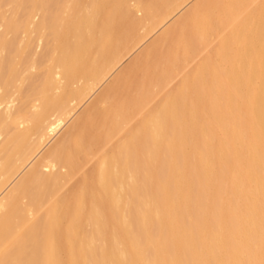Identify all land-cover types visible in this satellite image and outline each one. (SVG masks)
Wrapping results in <instances>:
<instances>
[{"label":"bare ground","instance_id":"obj_1","mask_svg":"<svg viewBox=\"0 0 264 264\" xmlns=\"http://www.w3.org/2000/svg\"><path fill=\"white\" fill-rule=\"evenodd\" d=\"M192 1L0 0V264H264V0Z\"/></svg>","mask_w":264,"mask_h":264},{"label":"rangeland","instance_id":"obj_2","mask_svg":"<svg viewBox=\"0 0 264 264\" xmlns=\"http://www.w3.org/2000/svg\"><path fill=\"white\" fill-rule=\"evenodd\" d=\"M196 0H194V1H192V3H194ZM191 3V4H192ZM190 4V5H191ZM189 5V6H190ZM188 6V7H189ZM8 7H10L9 5L7 6H5V7H3L2 9H3V11L4 12H6V15H8V13L11 11V9H9ZM188 7H186L183 11H181L178 15H176L171 21H169V23L167 24V25H165L160 31H158L157 33H154V34H152V35H150L148 38L149 39H147V40H149V41H146V43H143V46H140L139 48H138V50L136 49V51H134L135 53H132L133 55L130 57V56H128L125 60H124V62H123V64L122 65H120V67H118V69L98 88V90L95 92V94L94 95H92L91 96V98H89L88 100H86L84 103H82L81 104V106H77L78 108H76V111L74 112V114L72 115L73 116V118L71 117L69 120H70V122H68L67 121V123H66V125L60 130V132L57 134V136L56 137H54V139H52V141H50V143L45 147V149L44 150H42V152L40 153V155L50 146H52V144H54L55 143V141L54 140H58L61 136H62V134L65 132L64 130L65 129H67L68 127H69V125H72L74 122H75V120H77L81 115H82V113L87 109V107L91 104V102L94 100V98L96 97V95H98L101 91H103L104 89H105V87L112 81V79L115 77V75L119 72V71H121L125 66H127V65H129V63L135 58V56L136 55H138V54H140V52H141V50H143V48H145V46H147L149 43H151V41H153L159 34H160V32L162 31V30H164L171 22H173L175 19H177ZM11 8V7H10ZM140 14V13H139ZM139 14H135V15H137V16H140ZM11 15H12V13H11ZM9 17H10V14L8 15ZM8 39H9V37H8ZM215 61L216 62H218V59H215ZM254 89L255 90H258V86H255L254 87ZM81 107V108H80ZM76 118V119H75ZM72 121H74V122H72ZM72 123V124H71ZM17 132V131H16ZM15 132V135L14 136H16L17 137V135L16 134H18V133H16ZM63 132V133H62ZM2 133V131L0 130V139H2V137H1V134ZM7 140V139H6ZM25 140V139H24ZM3 141H5V140H3ZM3 141L2 140H0V144H2L3 143ZM0 147H1V145H0ZM36 160V159H35ZM34 160V161H35ZM34 161L25 169V171L34 163ZM92 162H93V160H92ZM88 166H90L89 167V170L91 169V167H92V164H91V161L89 162V163H87V165L85 166L86 168H88ZM85 167H84V170H85V172H87V171H89L88 169L86 170L85 169ZM24 171V172H25ZM23 172V173H24ZM22 173V174H23ZM22 174H20L18 177H17V179L13 182V184L21 177V175ZM79 175V176H78ZM76 177L77 178H75V180L74 181H77L79 178H80V174H78ZM12 184V185H13ZM5 193H3L1 196H0V198L4 195Z\"/></svg>","mask_w":264,"mask_h":264}]
</instances>
